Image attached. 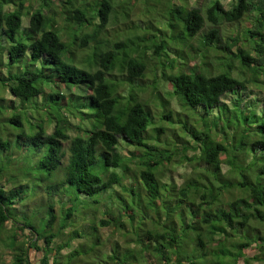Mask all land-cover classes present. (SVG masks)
Wrapping results in <instances>:
<instances>
[{
	"label": "trees",
	"instance_id": "trees-1",
	"mask_svg": "<svg viewBox=\"0 0 264 264\" xmlns=\"http://www.w3.org/2000/svg\"><path fill=\"white\" fill-rule=\"evenodd\" d=\"M25 1L0 0V233L13 232L0 245L12 264H31L30 251L40 252V264H264V9L252 0H231L228 10L219 0L203 9L173 0H58L62 9L48 16L51 0L32 11ZM137 1L151 19L117 28ZM197 37L218 73L190 44ZM170 43L202 55V64L173 73ZM251 88L260 96L251 100ZM228 93L230 106L222 102ZM182 166V185L163 182ZM34 176L60 178L46 187L38 230L8 212L12 204L26 211L18 204ZM56 194L64 198L59 211ZM89 215L94 228H77ZM97 226L126 244L104 253ZM58 238L65 241L56 245Z\"/></svg>",
	"mask_w": 264,
	"mask_h": 264
},
{
	"label": "rangeland",
	"instance_id": "rangeland-1",
	"mask_svg": "<svg viewBox=\"0 0 264 264\" xmlns=\"http://www.w3.org/2000/svg\"><path fill=\"white\" fill-rule=\"evenodd\" d=\"M168 0H166L167 2ZM51 5H50V9L49 10H44V14L48 15V16H53L54 14L57 15L60 11L61 8V4L58 3V0H51ZM173 4L176 5L177 7H187V8H199V9H203L206 4H210L212 2V0H208V2L206 0H173ZM222 8L224 10H228L231 5H232V1L231 0H219ZM252 2L255 3L256 7H258L259 9L263 8L264 9V0H252ZM25 4L27 7L30 8V10H35L38 8L39 6V2L37 0H26ZM150 5H154V3H150ZM143 4L140 1H137L135 5H133V8L131 11H128L127 15H123L121 13L122 16H119L118 19V27L117 24L114 26V30L121 27L122 24H126L129 20L135 21L138 18L143 19V20H148L151 19L150 17H144L143 15L140 14L141 8H142ZM160 6H158L159 9ZM258 12H254L250 15H248V17H250V19L252 18V16L257 15ZM64 17H66V15L64 14H60L59 16H57L56 18V22H57V26L60 27L62 26V24H64ZM23 25L27 26L28 24V15L24 16L22 19ZM125 22V23H124ZM250 20L245 21L241 24H237V26H234V28L229 25V24H222L220 25V29L221 32L223 33L224 36L226 35H230L232 33H234V31H236L237 29L239 30L240 28H243L247 25H250L251 23ZM156 26V25H155ZM117 27V28H116ZM111 26H108L107 30H111ZM156 30L159 31L161 30L164 33V29L160 28V26H156ZM106 33V32H105ZM108 34V33H106ZM198 37L196 39H194V41H197ZM193 40L190 41V44L195 48L198 49L200 51H204V55L206 56L205 59L203 60L207 66L212 67V73H218L221 69L218 68V62L215 60V55L214 53H212L210 50H204L203 48H201V46L199 44H197V42L195 41L194 43ZM79 44H81V41H78ZM168 49H169V55H168V59L172 60L175 59L176 63L174 64L175 67L173 68V73L176 72L177 68H194V66L197 65H201L202 64V58L201 56H197V57H193V53H191V51L189 50V47L186 48H181V46H178L174 43H170L168 45ZM178 49H182L184 50V52L186 54H188V58L183 60L184 52L182 51L181 55L180 53H177L176 51ZM75 53L77 54V56H81L83 54V51L80 50V48H78L77 46L75 47ZM180 55V56H178ZM182 59H181V58ZM165 61V60H162ZM166 66H168L166 64ZM169 67V66H168ZM167 74L171 71L169 69H165ZM246 94L251 96L250 99H254V96H260L258 95L257 92H259L258 90H256L255 88H251V89H246ZM232 97H235L234 94L232 93H228L226 95L223 96L222 98V102H224L227 106L231 105V99ZM170 106L174 109L176 108L175 103L172 101L170 103ZM260 105L257 104L256 110H259ZM249 160V158L247 159V161ZM223 171H225L226 167L222 166ZM187 168L182 166L179 168L174 169L172 172L167 171L165 174V177L163 178V182H168L169 180L173 181L175 186H180L182 185V180L184 178V176L187 174ZM32 180L29 182V190H28V197L24 199L22 204H18V205H23V208L26 207V211L22 210L19 212V210H16L17 205H13L11 206L12 209H10V206L8 207V212L10 214V218L12 219V222H14L15 224L21 225L22 223H29V224H33L36 225L35 229H40L42 226V219L46 218V210L48 207V204L46 203L47 198H48V193L46 190V187L50 184H55L56 182L60 181V178L58 176H51L49 178L47 177H40V176H34L31 178ZM127 184V182L125 183ZM117 190L120 192V188L117 187ZM53 202H54V208L56 211H59V200H63L64 198L61 197L60 194H56L54 197H52ZM18 208V207H17ZM100 218V215H98V217H96V221H98ZM90 219V215L88 217H86L84 220L86 222L82 223L81 226H76L78 227H83L85 229L86 232L91 231L92 228H94V225H92L91 223H89ZM10 226L12 225V223H8ZM12 228H14L13 226H11ZM98 233L100 235L101 240L103 241V252L106 253L109 251V248L111 245H113L114 243L121 248L122 245H125L126 243L123 241V239L121 238L119 233L114 232V230L111 227H98ZM26 235V231L24 232ZM8 235L12 236L13 232L10 234V231H7L6 229H3L0 233V244L2 239L6 240ZM238 234L236 235L237 238ZM83 240V239H82ZM82 240L78 239L75 240L74 242H72V247H75V244L77 245L79 242H81ZM107 240V241H106ZM65 240L58 238L55 241L56 245H61ZM130 247H132V245L130 244ZM71 251L70 248H64L63 250H61V254L66 256L69 252ZM253 250H249L248 254L249 256H254L255 251ZM86 255V254H85ZM199 255V253H197V262L201 263L202 260V256ZM87 258V256H86ZM40 259H41V254L40 252L36 253L34 251H30L29 254V261L31 262V264H40ZM70 258H65V262L67 260H69ZM82 259V258H81ZM83 260V259H82ZM99 259H97L96 261H98ZM153 259H151V256H149V261H152ZM64 261V260H63ZM73 262H71V264H84L82 261H79L77 258L72 260ZM12 252L8 249L5 248L4 246L0 245V264H12ZM51 262V260H50ZM147 260H144L141 262V264H147ZM250 264H262L256 261H251Z\"/></svg>",
	"mask_w": 264,
	"mask_h": 264
}]
</instances>
